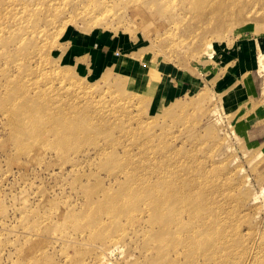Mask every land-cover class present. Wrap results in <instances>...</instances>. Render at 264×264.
<instances>
[{
  "label": "rangeland",
  "instance_id": "374dc122",
  "mask_svg": "<svg viewBox=\"0 0 264 264\" xmlns=\"http://www.w3.org/2000/svg\"><path fill=\"white\" fill-rule=\"evenodd\" d=\"M262 1L204 21L197 0H0V264H93L88 247L57 239L100 246L105 236L124 251L111 264L264 262L250 260L252 233H263L264 249V38L255 34L264 18L243 20ZM69 9L76 24L45 30L46 17ZM218 20L224 28L209 26ZM93 39L105 55L89 52ZM206 42L212 58L198 53ZM129 165L145 178H110ZM157 170L215 198L196 194L197 207L174 217L156 212Z\"/></svg>",
  "mask_w": 264,
  "mask_h": 264
},
{
  "label": "bare ground",
  "instance_id": "6f19581e",
  "mask_svg": "<svg viewBox=\"0 0 264 264\" xmlns=\"http://www.w3.org/2000/svg\"><path fill=\"white\" fill-rule=\"evenodd\" d=\"M212 1L213 0H197L198 4L196 6L197 9H195V10L198 13V16L200 17L201 20L207 21L208 18H211L214 15L216 16L219 13H225V15H227V16L236 13V15L241 16V15H243V11L247 10V5L249 4L247 2L246 3L244 2V4L243 3L240 4V2H242L243 0H234L235 4L233 5L230 2L231 0H220L218 4L212 6L211 5ZM253 1H255V0H253ZM82 2H84V1H82ZM262 2H264V1H262ZM88 3H90V2L88 1ZM105 4L107 5V2ZM262 4L264 5V3H262ZM208 5H210V6H208ZM260 5H261L260 2L252 4V6L249 5L250 8H249L248 12L246 13L247 15H244L245 17L243 18V20L245 22H249V21H256L258 17L264 18V6L263 5L260 6ZM87 7H89V5H87L85 8H87ZM200 7H205V8L209 7L211 10H210V12H208V11L205 12V9L201 10ZM24 10L26 11V12H24V14H26V15H29L28 12H32L33 11L32 8L27 10V6L26 5H25ZM37 10L40 11L41 8L38 7ZM90 11H91V9H87L85 14L86 15H90ZM91 12H93V10ZM217 18H219V17H217ZM12 19L14 20V25L15 26H21L22 24H24V23H26L28 21L26 18H23V17H15L14 16ZM31 20H38V18H34L32 16ZM39 20L42 21L41 19H39ZM59 20L62 21L61 25L58 28V30L60 28L62 29L61 32L59 33L60 35L63 34L64 29L68 25L76 24L74 22L75 20H73V17H72V11H71V9H69L67 12H63L61 15L57 16L56 18H47L46 17L45 21H47V22L44 25L46 27L45 30L47 29L48 32H49V30L54 25V22H56V21L58 22ZM15 21L17 23H15ZM39 24H41V23L39 22ZM225 25H226V23H224L223 21H220V20L215 21L213 24L209 23V26L213 27L214 30H219V28L221 29L222 27L224 28ZM18 28H20V27H18ZM39 28L40 27H38L36 29L37 33L35 35H41L42 36L44 33H46V31H43V30L39 31ZM0 29H4V28L0 27ZM56 29L57 28H55V30ZM256 29H257L255 31L256 37L257 38H264V32L261 31L263 29V27L260 26L259 23L257 24ZM218 37L221 39L222 35L221 36L218 35ZM198 53L200 54L201 58H204V57L212 58L213 54H214L213 43H211V42L207 43L206 42V44L203 46V48L199 49ZM43 60L45 61V59H43ZM257 63H258L257 73L264 81V51L263 50H259V54L257 55ZM44 73H45V70H44ZM37 74L41 75V70L38 71ZM61 75H63V74H61ZM52 83H53V81H52ZM19 94L20 95H25L24 90H21L19 92ZM214 117H215V115H214ZM31 119L32 118H30V120ZM25 122H26V120H25ZM62 126H67V125L64 124ZM157 164L158 163L154 164L153 167H155ZM167 166H169V165H167ZM140 168L143 169L144 166H141ZM173 175H174V177L177 176V177L174 178L175 181L178 182L177 185L174 184L172 180L171 181H166V179L172 178V177L171 176H167V172H164L163 170L153 171V173L151 175V177H154L156 179L157 183L159 184V186L156 187L157 190H155L156 194H155V197H154V200H158L159 201V204L156 203V206H155V211L156 212H159L161 214L164 211H166L168 214H169V212H172L173 214L170 215V216L174 217V216H177V215L180 214V212H179V207L180 206L187 207V209H193V208L197 207L198 202H197V200L193 199L194 195H196V194H204V195L209 196V198H211V199L215 198L209 192V189H206L201 183H199L200 185L199 184L198 185L197 184H193L191 182L188 183L187 179H184L183 177L178 176L175 172H173ZM119 176H124L125 179H127L126 183H129L131 181H136V180H142L143 178H145V175L142 173V171H140V172L137 171V166L136 165L126 166L122 171L114 173L110 178L111 179L118 178ZM262 181H263L262 190H263V193H264V177L262 178ZM190 187L192 189H194V190H191ZM87 195H89V194H87ZM91 196L93 197V195H91ZM120 198H122V196H120ZM123 201H124L123 198L119 199V198L115 197L112 200V203L114 205L113 209L117 210L120 207V205H121V203ZM250 201L254 202L253 203L254 207H252V208H257L258 207L257 206V204H258V198L257 197L251 198ZM245 202L246 201H244V203ZM126 203H130L131 207H136V205H137V203L135 201H131V200H128ZM206 210H207V212L218 211V210L213 209L210 205L206 206ZM260 210H261V208H260ZM184 213L185 212H181L180 215H182ZM256 218H259V220H260V222L258 224V228H263L264 229V216H261V213L258 212ZM199 220H200V218L195 220L192 224L198 223ZM133 228H135V227H133ZM166 228H168L169 232H171V233H169L170 236L175 235V233L172 232V226L167 225V224H163L162 229L164 230ZM185 230L188 231V232H192V231H194V228L191 225V227L186 228ZM125 231H126V229H125ZM184 235H186V234H184ZM173 238H172V240H173ZM100 239H102L100 246H96L94 244H89V243L82 244V242H78V241L76 242V241H72V240H68V239H60V238L57 239V242H62L65 246H73V247H76V245H85L86 247H88L87 248L88 249L87 250L88 254L95 256V258L92 259V263L93 264H111L112 263L111 262V256H112L113 253H117L118 256H121L122 253H124V251L122 249V246L119 245V242H117V238L116 237H114V236L113 237L105 236V237L100 238ZM251 239L255 242V246L252 247V249L250 251V254L252 255L250 260H251V262H255L257 259H259L258 257L260 255H264V249H260V247L258 245V242H262L263 241V233L260 231L259 232V236L256 235V233L255 234L252 233ZM261 264H264V262L261 263Z\"/></svg>",
  "mask_w": 264,
  "mask_h": 264
},
{
  "label": "crops",
  "instance_id": "0c3cea01",
  "mask_svg": "<svg viewBox=\"0 0 264 264\" xmlns=\"http://www.w3.org/2000/svg\"><path fill=\"white\" fill-rule=\"evenodd\" d=\"M72 36H73V35H69V37H71V38H72ZM73 37H74V36H73ZM75 37L78 38V37H80V35H76ZM73 39H74V38H73ZM87 42H88V44H86V45H87L86 47H87V49H89V52H90V51H93V53H95V54H100V53H101L102 55H105V54H104V51H106V49H104L102 46H101V48H98V47H97V45H98L97 42H98V41H97L96 39H93V40H87ZM95 44H96V45H95ZM84 45H85V44H84ZM83 48H84V49H83ZM97 48H98V50H96ZM81 50H82V51H85L86 49H85V47H82ZM85 55H86V53H85ZM85 55H83V57H79L77 60H75V63H76V62H79V63H80V64L77 63V66H79L80 68H82V61H83L85 58H89V57H86ZM247 74H249V73H247ZM246 77H247V76H244V80H246ZM244 80H243V81H244ZM255 80H256V79H255ZM253 81H254V80H253ZM235 82L237 83V85H239L238 83H239V82H242V81H240V79H236ZM247 83H248V85H251V84H252V80H251L250 82H247ZM233 84H234V82H233ZM230 85H231V84H230ZM242 89H243V88H240V90H242ZM225 90H226V89H225ZM225 90L222 89L221 92H223V91L225 92ZM245 90H247V89H243V90L241 91V94L244 93Z\"/></svg>",
  "mask_w": 264,
  "mask_h": 264
}]
</instances>
